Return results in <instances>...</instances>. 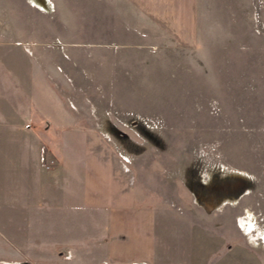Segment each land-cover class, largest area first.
Segmentation results:
<instances>
[{
  "label": "rangeland",
  "instance_id": "rangeland-1",
  "mask_svg": "<svg viewBox=\"0 0 264 264\" xmlns=\"http://www.w3.org/2000/svg\"><path fill=\"white\" fill-rule=\"evenodd\" d=\"M27 1L45 21L46 102L90 117L79 126L95 128L129 163L139 198L157 212L160 260L264 264V0H199L195 43L144 44L109 61L119 71L109 83L97 74L102 59L84 55L107 40L101 2ZM38 119L29 124L46 127V145L61 147L59 130ZM32 193L25 201L0 197L8 233L0 247L14 243L12 252L0 249V264H92L83 245L58 243L85 218H63Z\"/></svg>",
  "mask_w": 264,
  "mask_h": 264
},
{
  "label": "crops",
  "instance_id": "crops-1",
  "mask_svg": "<svg viewBox=\"0 0 264 264\" xmlns=\"http://www.w3.org/2000/svg\"><path fill=\"white\" fill-rule=\"evenodd\" d=\"M98 1L105 22L101 31L107 40L103 46L96 40L86 41L102 49L84 55L102 59L103 68L97 74L107 83L110 76L119 75L109 61L121 60L123 54L139 51L144 44H192L198 38L199 0ZM9 4L10 0H0V197L25 201L33 190L31 195H37L42 206L53 204L63 218H85L78 233L58 243L83 245L92 264H173L160 260L157 212L139 198L129 163L95 128L79 126L84 119L92 124L90 117L60 100L46 102L43 15L27 0H12L16 20L10 16ZM15 53L17 62L12 59ZM70 59L80 58L70 55ZM85 70L80 71L83 76L91 75V70ZM48 72L54 77L65 74L61 68ZM39 115L50 125L49 132L59 130L61 147H48L46 127L29 124L30 119L38 123ZM1 228L0 235H8ZM12 241L0 249L14 251Z\"/></svg>",
  "mask_w": 264,
  "mask_h": 264
},
{
  "label": "trees",
  "instance_id": "trees-1",
  "mask_svg": "<svg viewBox=\"0 0 264 264\" xmlns=\"http://www.w3.org/2000/svg\"><path fill=\"white\" fill-rule=\"evenodd\" d=\"M46 150V149H45ZM45 150H44V146H43V157H45Z\"/></svg>",
  "mask_w": 264,
  "mask_h": 264
}]
</instances>
